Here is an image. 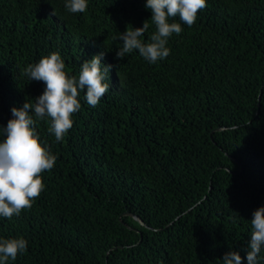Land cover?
I'll use <instances>...</instances> for the list:
<instances>
[{
	"label": "trees",
	"instance_id": "obj_1",
	"mask_svg": "<svg viewBox=\"0 0 264 264\" xmlns=\"http://www.w3.org/2000/svg\"><path fill=\"white\" fill-rule=\"evenodd\" d=\"M65 4L0 0V125L46 87L27 65L59 52L70 75L100 53L113 66L96 107L80 92L62 141L37 119L57 162L31 210L0 217V239L28 241L8 264H222L229 252L248 264L264 207V0H208L192 27L177 17L183 31L156 64L138 50L116 58L120 33L146 20L142 39L155 31L146 0Z\"/></svg>",
	"mask_w": 264,
	"mask_h": 264
},
{
	"label": "clouds",
	"instance_id": "obj_2",
	"mask_svg": "<svg viewBox=\"0 0 264 264\" xmlns=\"http://www.w3.org/2000/svg\"><path fill=\"white\" fill-rule=\"evenodd\" d=\"M208 0H146L145 7L152 13L151 22L155 31L149 42L142 37L149 28L148 20L143 27L127 29L120 33L122 47L116 52L117 59L138 50L150 64H156L170 55L167 47L173 34L180 35L182 24L175 22L178 17L184 25L192 27L198 14L207 8ZM65 7L70 13H85L88 0H66ZM104 53L95 55L82 63L78 76L70 75L59 52H53L22 69V75L30 81L45 84L43 93L35 103L26 101L20 108L11 109L12 119L6 126L0 125V217L11 220L24 210H31L45 189L43 173L51 171L57 162L37 134V119H50L48 131L56 141H62L72 129L73 115L81 109L79 95L91 107H96L106 96L110 84L106 83L112 65L102 63ZM35 117V118H34ZM251 232L247 250L248 264H259L258 257L264 250V207L253 213L250 221ZM28 241L24 238L0 239V264H8L27 252ZM222 264H242L238 252H229L222 258Z\"/></svg>",
	"mask_w": 264,
	"mask_h": 264
},
{
	"label": "water",
	"instance_id": "obj_3",
	"mask_svg": "<svg viewBox=\"0 0 264 264\" xmlns=\"http://www.w3.org/2000/svg\"><path fill=\"white\" fill-rule=\"evenodd\" d=\"M136 219H138V217L136 215H133ZM131 228V227H130Z\"/></svg>",
	"mask_w": 264,
	"mask_h": 264
}]
</instances>
